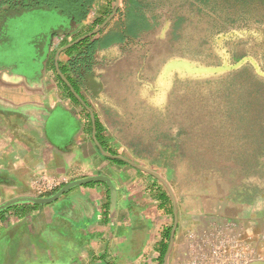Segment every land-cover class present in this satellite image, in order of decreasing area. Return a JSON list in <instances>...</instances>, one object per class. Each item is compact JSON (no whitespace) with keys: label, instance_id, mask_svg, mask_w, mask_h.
<instances>
[{"label":"rangeland","instance_id":"rangeland-1","mask_svg":"<svg viewBox=\"0 0 264 264\" xmlns=\"http://www.w3.org/2000/svg\"><path fill=\"white\" fill-rule=\"evenodd\" d=\"M229 1L119 0L116 15L92 39L98 49L92 74L85 78L93 92L88 94L90 104L117 156L156 173L170 187L177 207L175 238L182 231L187 236L214 232L223 224L234 226L241 242L251 237L252 258L264 259V145L256 142L261 130H252L242 104L224 98L234 83L242 90L254 86L264 94V82L249 69L203 82L188 66L196 68L205 61L218 65L215 39L233 37L222 27L227 21L218 16L241 14L247 8L230 11ZM101 2L102 10L114 7V12L116 0ZM242 15L264 23L263 9L250 8ZM31 24L36 25H22L30 29ZM69 27L64 43L91 29L84 24L75 30ZM224 41L220 47L238 53L236 61L250 47L259 48L264 66V40L258 47L248 37L243 43ZM170 219L174 226L175 215Z\"/></svg>","mask_w":264,"mask_h":264},{"label":"crops","instance_id":"crops-1","mask_svg":"<svg viewBox=\"0 0 264 264\" xmlns=\"http://www.w3.org/2000/svg\"><path fill=\"white\" fill-rule=\"evenodd\" d=\"M29 21L36 25L25 29L22 24ZM69 26L57 12L0 8V207L18 198H49L70 182L91 177H107L115 191L93 182L49 205L18 203L1 210L0 264H160V247L171 227L164 190L155 178L104 155L114 150L90 104L93 92L85 79L72 77L76 92L60 70L69 69L75 54L65 52L72 47L57 63L74 92L57 71L58 51L75 41L64 43ZM43 180L60 185L44 195ZM184 238L178 232L170 264ZM170 240L171 235L168 249ZM255 261L264 259L251 254L246 264Z\"/></svg>","mask_w":264,"mask_h":264},{"label":"trees","instance_id":"trees-1","mask_svg":"<svg viewBox=\"0 0 264 264\" xmlns=\"http://www.w3.org/2000/svg\"><path fill=\"white\" fill-rule=\"evenodd\" d=\"M222 1L223 0H220L221 4H224ZM229 2H231V5H229ZM229 2L228 4L226 3V5L230 11L232 9L234 10L235 8H238L239 10H242L245 7L247 8L241 14L238 13L234 15L232 12L226 18L218 16L219 20L227 21L225 23L221 22L222 27L228 30V34L235 37V39H233L234 41L236 40L240 41V43H243V39L248 37V39H252L253 44L256 46L260 45V42L264 40V23L262 24L261 21L257 20L254 21L255 18L249 19V17L243 16L242 14L247 13L250 8L264 10V0H231ZM2 7L25 12H31L34 10L57 12L59 15L65 17L68 20L72 28L79 27L82 24L91 26V29L88 31V33L103 24V22L109 17V15L112 13V10L114 9V7H112L111 9L102 11L101 0H0V8ZM202 7L204 9L207 8L203 4ZM209 13L216 18V14L212 12V10L209 11ZM233 37H229L228 41H233L231 40ZM92 39L93 37L88 38L67 50L65 53L69 57L74 54L75 56L73 58L71 57L69 66H67L69 67L68 70L64 69L63 67L60 68L62 74L73 84L76 92H78V89L75 87L72 77L79 81H83L85 76L91 75L93 71L95 55L98 49V42L92 41ZM237 54L238 53H235L233 50H231V52H229V59L236 62V59H238ZM241 58L242 57L240 56V59ZM228 89V94L224 98L232 99L235 104L237 103L238 105H243L242 108L247 112L252 130H254L255 126L260 127L261 134L259 137L257 136L256 142H258V140L259 142L262 141L261 144L264 145V94L254 86L242 90V87L238 83L228 85ZM74 100L78 102L75 98ZM98 123L99 122L97 119V130L99 128ZM254 139L255 136L253 140ZM109 153L114 156L118 155L114 151H109ZM114 161L119 164L126 165V163L121 160ZM164 195L166 197L164 201L166 202V205L170 206V214L174 220L172 201L166 192ZM172 228L173 225H171V227L166 231V242L162 243L160 247V264L164 263V257L168 249Z\"/></svg>","mask_w":264,"mask_h":264},{"label":"water","instance_id":"water-1","mask_svg":"<svg viewBox=\"0 0 264 264\" xmlns=\"http://www.w3.org/2000/svg\"><path fill=\"white\" fill-rule=\"evenodd\" d=\"M119 0H116V8L114 10V12L107 18V20L97 29L93 30L92 32L88 33L87 35L75 40L73 43L63 47L62 49H60L57 53L56 56V66H57V71L59 72L60 76L63 78V80L66 82V84L72 89V91L74 92L71 84L64 78V76L61 74V72L58 69V59H59V55L62 51H65L71 47H73L74 45H77L79 43H81L82 41L94 37L95 35H97L101 30H103L106 25L113 19V17L116 15L117 10L119 8ZM229 38V35H219L217 36L216 43L217 45V49L216 50V56L218 57V65H210L208 64V62H203V64H199L198 66L195 65L196 68L191 67L190 66L189 69L192 72L191 75L194 78H197L203 82H206L208 80H215L218 78H221L222 76L229 74V73H233V72H237L240 70H244V69H249L250 73L252 74V76L254 78H256L257 80H259L260 82H264V66H263V62L260 59V49L256 48V47H250L247 52L246 55L244 57H242L240 60L238 61H230L229 59V53L228 50H226L225 48L220 47L221 44H223L226 40ZM76 97L78 98V100L86 106L85 102L83 101V99L76 94ZM89 109V108H88ZM91 115H92V121H93V126H94V130H95V118H94V113L91 111V109H89ZM97 145L99 146V148L102 150L101 146L99 143H97ZM103 151V150H102ZM105 156L110 157V158H117L119 160H122L124 162H126L127 164H129L130 166H133L139 170H142L143 172H146L147 174H150L152 176H154L155 178H157L158 180H160L167 188L172 203H173V208H174V215H175V222H174V226L171 232V240H170V246L168 249V252L166 254L165 257V264H170V257H171V252L173 251L174 248V244H175V234H176V230H177V226H178V218H177V207H176V202L173 196V193L170 189V187L165 183V181L156 173L147 170L143 167H140L136 164H134L133 162H130L129 160L125 159L122 156H114L111 154H107L104 153ZM105 183L107 184L111 190L114 192L115 191V187L113 185V183L111 182L110 179H108L107 177H103V176H99V177H91V178H86L83 180H77V181H73L70 182L69 184H67L66 186H64L62 189H60L54 196L49 197V198H18V199H14L12 201H9L5 204H3L0 207V211L1 210H5L8 207L18 204V203H33L36 205H49L52 204L54 202H56L58 199H60L64 194H66L67 192H69L70 190H72L75 187L78 186H83L86 184H90V183ZM252 264H264V261H255Z\"/></svg>","mask_w":264,"mask_h":264},{"label":"built area","instance_id":"built-area-1","mask_svg":"<svg viewBox=\"0 0 264 264\" xmlns=\"http://www.w3.org/2000/svg\"><path fill=\"white\" fill-rule=\"evenodd\" d=\"M60 182L43 180L41 190L58 187ZM214 232H193L185 236V243L174 264H246L251 259L252 243L241 242L234 226L223 224Z\"/></svg>","mask_w":264,"mask_h":264},{"label":"flooded vegetation","instance_id":"flooded-vegetation-1","mask_svg":"<svg viewBox=\"0 0 264 264\" xmlns=\"http://www.w3.org/2000/svg\"><path fill=\"white\" fill-rule=\"evenodd\" d=\"M77 28V27H76ZM85 80L87 81V79L85 78Z\"/></svg>","mask_w":264,"mask_h":264}]
</instances>
